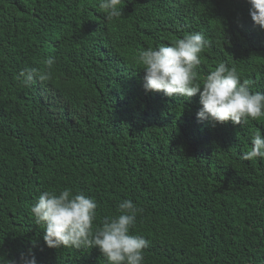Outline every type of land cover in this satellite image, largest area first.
<instances>
[{
	"label": "trees",
	"instance_id": "16d2710c",
	"mask_svg": "<svg viewBox=\"0 0 264 264\" xmlns=\"http://www.w3.org/2000/svg\"><path fill=\"white\" fill-rule=\"evenodd\" d=\"M0 0V264H108L99 248H50L31 207L44 192L83 193L95 225L131 200L143 264H264V160L245 161L264 118H197L190 100L146 92L141 50L186 33L209 41L198 78L220 63L264 92V28L249 0ZM53 78L24 85L26 69Z\"/></svg>",
	"mask_w": 264,
	"mask_h": 264
},
{
	"label": "clouds",
	"instance_id": "9594fccd",
	"mask_svg": "<svg viewBox=\"0 0 264 264\" xmlns=\"http://www.w3.org/2000/svg\"><path fill=\"white\" fill-rule=\"evenodd\" d=\"M122 0H101L100 8L106 10L108 20L122 15ZM250 15L258 26L264 28V0H249ZM209 41L203 33H186L174 44L156 49L141 50L137 63L144 71L143 88L146 92H161L168 97L190 100L199 93L202 105L197 118L213 124L231 121L242 127L249 120L264 118V92L251 91L248 81L241 82L235 67L220 63L203 81L198 78L197 67L201 53ZM56 59L44 61L47 70L26 69L17 79L31 85L36 80L47 82L53 78ZM251 150L242 152V159L264 160V136L257 131L251 139ZM98 204L83 193L73 195L70 189L42 193L30 211L36 225L43 226V239L50 248H99L108 264H143L144 250L150 241L141 235L132 234L142 209L131 200L118 205V215L105 216L97 226ZM11 264V262H9ZM21 264H37L34 255L21 256Z\"/></svg>",
	"mask_w": 264,
	"mask_h": 264
}]
</instances>
